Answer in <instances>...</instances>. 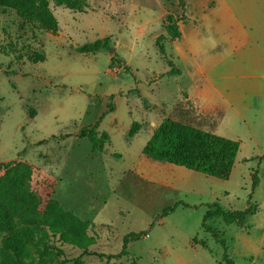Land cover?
<instances>
[{
  "label": "rangeland",
  "instance_id": "obj_1",
  "mask_svg": "<svg viewBox=\"0 0 264 264\" xmlns=\"http://www.w3.org/2000/svg\"><path fill=\"white\" fill-rule=\"evenodd\" d=\"M183 1L89 0L84 13L51 4L56 33L0 8V163L39 166L56 179L53 201L91 223L95 244L64 245L68 264H226L203 217L212 204L243 211L250 198L258 212L247 224H209L235 264H264V0ZM104 37L110 52L74 51ZM102 116L97 131L111 142L95 155L79 134ZM167 118L240 142L230 179L146 157ZM135 122L143 128L129 141ZM177 202L189 206L162 219ZM192 234L206 247H192Z\"/></svg>",
  "mask_w": 264,
  "mask_h": 264
},
{
  "label": "trees",
  "instance_id": "obj_2",
  "mask_svg": "<svg viewBox=\"0 0 264 264\" xmlns=\"http://www.w3.org/2000/svg\"><path fill=\"white\" fill-rule=\"evenodd\" d=\"M88 2L89 0H0V8L14 11L21 20L36 29L56 33L58 24L52 14L51 4L84 13ZM181 2L184 3L183 0ZM182 18L186 22L187 18ZM111 43V37H104L74 51L83 55L110 52ZM44 61L43 56L34 59V63ZM168 74L172 76L180 74V71L172 69ZM109 112H113L111 107L106 113ZM103 118L104 116L93 127L85 128L79 134V138L89 141L91 152L95 155L105 153L106 145L111 142L108 132L97 131ZM142 128L141 123H133L128 134L129 141ZM240 147L238 141L198 129L187 122L167 118L155 130L144 147L143 154L157 162L227 181L232 175ZM56 186V179L51 174L31 162L16 159L0 163V230L9 228L7 235L0 241V264H68L64 245L89 252L88 248L95 244L86 236L91 223L79 219L53 201ZM256 186L257 175L253 180V189ZM179 204L166 209L162 219L173 213ZM208 209L203 218L202 229L223 247V261L235 264L229 257L225 237L209 226L208 222L221 219L227 225H245L257 214L258 206L250 198L247 209L243 211H224L218 204L208 205ZM146 236L147 232L127 235L124 238V250L129 244ZM194 243L198 244L196 240ZM202 246L205 247V243ZM99 256L108 259L106 264L117 257Z\"/></svg>",
  "mask_w": 264,
  "mask_h": 264
},
{
  "label": "crops",
  "instance_id": "obj_3",
  "mask_svg": "<svg viewBox=\"0 0 264 264\" xmlns=\"http://www.w3.org/2000/svg\"><path fill=\"white\" fill-rule=\"evenodd\" d=\"M207 100H208V98H207ZM224 115H225V113L224 112H222L221 113V118L220 119H222L223 120V118H224ZM247 160V159H246ZM251 160V159H250ZM178 167V166H177ZM196 173V172H195ZM198 174H200V173H198ZM206 176V175H205ZM160 183H163V182H160ZM174 188V187H173ZM174 190H178V188H174ZM178 192V191H177ZM179 203H183V204H179ZM175 204H179L178 206H177V208L175 209V211L177 210V209H180L182 206H185V205H187V204H185L184 202H177V203H175ZM187 206H189V205H187ZM197 207V206H196ZM198 208V207H197ZM204 218V217H203ZM210 222V221H209ZM209 222H208V225L209 226H211L210 224H209ZM203 232H205L204 230H203ZM207 234V235H206ZM209 234L208 233H203V237H204V239L206 240L207 239V237L206 236H208ZM194 240H198V244H196V243H194ZM205 240H202V239H200L199 238V234H195V235H191L190 236V243H191V246L192 247H201V248H205L204 246H202V243H205Z\"/></svg>",
  "mask_w": 264,
  "mask_h": 264
},
{
  "label": "water",
  "instance_id": "obj_4",
  "mask_svg": "<svg viewBox=\"0 0 264 264\" xmlns=\"http://www.w3.org/2000/svg\"><path fill=\"white\" fill-rule=\"evenodd\" d=\"M114 53V50H112V54Z\"/></svg>",
  "mask_w": 264,
  "mask_h": 264
}]
</instances>
